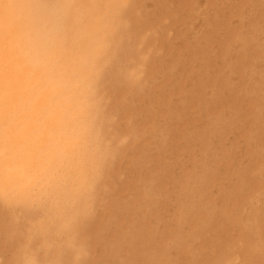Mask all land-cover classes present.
Segmentation results:
<instances>
[{
  "label": "bare ground",
  "instance_id": "obj_1",
  "mask_svg": "<svg viewBox=\"0 0 264 264\" xmlns=\"http://www.w3.org/2000/svg\"><path fill=\"white\" fill-rule=\"evenodd\" d=\"M0 264H264V0H0Z\"/></svg>",
  "mask_w": 264,
  "mask_h": 264
}]
</instances>
